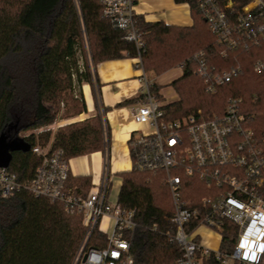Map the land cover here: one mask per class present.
I'll return each mask as SVG.
<instances>
[{
  "label": "trees",
  "instance_id": "1",
  "mask_svg": "<svg viewBox=\"0 0 264 264\" xmlns=\"http://www.w3.org/2000/svg\"><path fill=\"white\" fill-rule=\"evenodd\" d=\"M101 10L100 0H0V134L7 132L13 140L19 139L21 132L51 126L59 118L61 105L62 120L86 113L81 85L88 84L95 96L99 84L95 66L139 54L146 75L153 79L180 67V77L170 84L177 95L175 101L164 102L158 95L160 88H151L163 103L167 119H179L197 110L221 115L228 100L239 99L240 113L249 119L250 128L264 143V71H253L254 63L264 59V43L247 50H226L223 55L224 46L190 2L191 26L147 23L135 15L134 27L143 44L138 51L134 43L125 40L124 32L102 17ZM84 38L91 64L83 63L79 71L77 50ZM201 66L210 73L239 66L241 73L209 93L204 79L197 74ZM141 101L139 94L116 108ZM23 141L30 147L50 143L52 150L61 151L69 160L104 151L108 135L102 116L96 114L65 125L53 135L50 131L37 136L31 133ZM127 146L132 166L119 174L122 184L117 205L123 211H134L136 227L126 234L133 264H174L181 251L171 240L173 207L165 174L159 168L144 166L143 159L154 155L150 146L134 136ZM38 161L30 150L13 151L6 169L19 180H30ZM68 184L81 197L91 189L87 177L69 178ZM206 196L204 183L182 176V198L187 207L199 208ZM218 232V251L232 253L238 229L225 222ZM84 235L80 214L67 212L62 205L35 198L26 191L6 198L0 192V264H70ZM105 244L106 235L96 228L87 245L103 248ZM202 264L219 263L211 252L202 258Z\"/></svg>",
  "mask_w": 264,
  "mask_h": 264
},
{
  "label": "built area",
  "instance_id": "2",
  "mask_svg": "<svg viewBox=\"0 0 264 264\" xmlns=\"http://www.w3.org/2000/svg\"><path fill=\"white\" fill-rule=\"evenodd\" d=\"M190 2L224 46L223 55L226 50H247L264 43V0H187L184 3L189 9ZM135 3L136 0H100L102 17L124 32L125 40L134 43L139 51L143 44L134 27ZM134 62L140 71L142 101L133 110L132 119L144 128L135 138L154 150L152 158L143 159L144 166L159 168L166 177L173 207L171 240L181 251L174 264H202V258L211 252L219 264H262L264 143L250 128L249 119L240 113V100H228L221 115L197 110L179 119H167L163 103L151 90L155 84L146 78L139 54ZM253 71H264V59L254 63ZM239 73V66L220 73L207 72L203 66L197 70L209 93ZM42 131L35 130L33 134ZM17 136L24 140L28 135ZM30 152L39 160L30 180H19L16 174L0 168L2 197L26 191L35 198L62 205L67 212L80 214L85 235L70 264H133L126 234L136 227L134 211H123L117 204L107 202L106 181L91 188L85 197L78 195L68 184V160L50 144L35 145ZM183 175L198 179L208 189L199 208L187 207L182 198ZM105 216L114 220L112 231L103 233L105 246H88L92 232L99 230ZM225 222L238 229L233 252L222 254L203 247L198 232L207 229L221 237L218 230Z\"/></svg>",
  "mask_w": 264,
  "mask_h": 264
},
{
  "label": "crops",
  "instance_id": "3",
  "mask_svg": "<svg viewBox=\"0 0 264 264\" xmlns=\"http://www.w3.org/2000/svg\"><path fill=\"white\" fill-rule=\"evenodd\" d=\"M135 14L140 15L147 23L163 22L166 25L182 27L192 25L189 7L185 3H176L175 0H136ZM94 72L99 83L94 91L95 96L88 84H82L81 92L86 113L69 119L67 124L80 122L99 114L103 118L108 143L104 151L69 159L70 178L87 177L91 181V188L106 181V200L108 202L110 199L117 204L122 184V179L118 176L121 172L129 171L132 166L128 140L131 136H138L144 128L132 119V112L139 103L118 108L116 106L140 94V71L135 67L134 58H123L101 62L95 66ZM63 124L60 126H64ZM113 226V218L105 216L99 222V231L110 233ZM198 234L203 247L211 251L218 250L221 241L218 234L207 229H201ZM211 237L217 241L216 249H211L209 246Z\"/></svg>",
  "mask_w": 264,
  "mask_h": 264
},
{
  "label": "rangeland",
  "instance_id": "4",
  "mask_svg": "<svg viewBox=\"0 0 264 264\" xmlns=\"http://www.w3.org/2000/svg\"><path fill=\"white\" fill-rule=\"evenodd\" d=\"M83 63H87L88 65L91 64L90 56H89V53H88V46H87V42H86L85 38L83 40L82 46L77 50V67H78L79 71H82ZM180 74H181V70L179 68H176V69H171V70L166 71L164 74H162V76L160 75L161 77L160 76H158L159 78L156 77L157 79H155V78L153 79L149 75H146V78L149 81L154 82V84L157 87L160 88V94L162 95L163 101L167 103V102H173V101H175L177 99L176 93L174 92L172 86H170V84H171L170 81L173 80V79L178 78L180 76ZM73 79H75V76H74ZM75 91L76 92L78 91L77 87L75 88ZM63 111H64V108L61 105V109H60V112H59V115H58V117H59L58 120L54 124H52L51 126H48V127L44 128V132L50 131L51 134L53 135L56 132L57 129L63 127V126H60L63 123H66V124H63L64 126L68 125L67 123H68L69 119L68 120H62L60 118L61 115L63 114ZM75 122H70V123H75ZM33 132L34 131L21 132L20 135L21 136L29 135V134H31ZM44 132L42 131L41 133H44ZM41 133H39V134H41ZM37 135L38 134H34V136H37ZM51 139H52V136H51ZM118 177H120V175ZM108 203H110L111 205L115 204L110 199H108ZM263 241H264V238H263ZM209 243H210L209 246L211 247V249H216L217 246H218L217 245V241H216V239L214 237L213 238L211 237ZM77 251H78V249H77Z\"/></svg>",
  "mask_w": 264,
  "mask_h": 264
},
{
  "label": "water",
  "instance_id": "5",
  "mask_svg": "<svg viewBox=\"0 0 264 264\" xmlns=\"http://www.w3.org/2000/svg\"><path fill=\"white\" fill-rule=\"evenodd\" d=\"M30 146L21 139L11 140L7 132L0 134V168H6L10 161V153L13 151L28 152Z\"/></svg>",
  "mask_w": 264,
  "mask_h": 264
}]
</instances>
